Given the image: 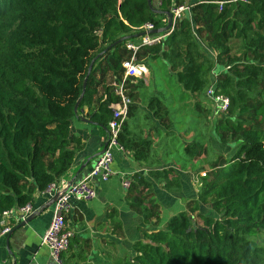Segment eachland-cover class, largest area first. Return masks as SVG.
I'll return each instance as SVG.
<instances>
[{
	"label": "trees",
	"instance_id": "1",
	"mask_svg": "<svg viewBox=\"0 0 264 264\" xmlns=\"http://www.w3.org/2000/svg\"><path fill=\"white\" fill-rule=\"evenodd\" d=\"M215 2L158 0L152 6L159 14H153L147 0H0V216L30 204L35 193L45 192L70 170L81 148L70 132V120L82 119L84 107L88 121L106 128L110 105L118 98L110 86L98 95L94 75L102 63L113 80L120 79L121 62L129 57L125 45L142 33L136 29L145 24L162 29L165 13L186 3L192 5L191 21H176L160 44L142 47L137 59L145 64L144 60L165 62L177 89L189 101L196 96L193 110L202 113L214 60L195 40L194 26L201 42L217 52L216 66L225 60L221 66L228 67L219 71L216 81L217 92L230 100L228 115L212 122L208 132L234 151L211 164L196 201L187 203L186 210L171 216L161 229L143 231L131 245L132 255L114 264H264V0L226 2L220 12ZM160 35L164 34L152 36ZM232 39L241 40V57H228ZM99 54L74 114L88 67ZM129 83L127 88L135 91L143 85ZM157 95L148 107L159 105L153 118L163 127L169 109ZM49 100L57 103L58 111L51 109ZM162 108L165 113L160 115ZM134 116L135 108L130 107L128 119ZM199 118L193 112L185 130L193 131ZM126 122L119 142L134 161L146 163L154 141L144 136V129L159 128L154 123L138 125L136 119ZM204 137L203 133L183 147L185 158L205 153ZM169 174L174 170L150 176H162L166 189H179L176 179L168 180ZM150 187L143 175L134 174L128 206L144 216L146 225L156 227L160 213L146 193ZM200 206H208L214 216L201 212Z\"/></svg>",
	"mask_w": 264,
	"mask_h": 264
},
{
	"label": "crops",
	"instance_id": "2",
	"mask_svg": "<svg viewBox=\"0 0 264 264\" xmlns=\"http://www.w3.org/2000/svg\"><path fill=\"white\" fill-rule=\"evenodd\" d=\"M157 5L158 0L155 6ZM138 42L139 39L133 43ZM133 84L134 82H131L130 85ZM97 92L98 95L101 94L99 88ZM133 93L138 94L137 90ZM134 105L136 102L132 100L131 107ZM87 113L88 108L84 107L79 117L87 120ZM82 119L70 120V132L81 141V148L76 151L70 170L55 183L57 193L62 190L60 186L62 182L75 183L88 175L97 158L96 155L102 151L106 142V131L96 125L83 122ZM153 130L154 128H150L144 131V136L147 135L154 141L151 158L146 163L134 161L130 153L114 152L111 166L114 175L107 182L96 179L91 181L96 191V198L88 202L75 200L70 202L71 211L64 223L66 229L73 234V238L68 250L62 256L65 264H114L116 260L131 256V245L141 239L143 231L153 232L161 229L171 216L185 211L187 203L197 200L201 188L197 189L193 179L194 176L206 173L204 170H207L203 169L204 166L197 168V164L207 160L211 165L217 159L221 161L228 158L234 151L232 147L220 145L213 139L214 141L209 142L212 152L208 149L209 144H204L205 153L199 158L188 160L184 157L183 147L193 140L191 134L190 141L180 144L182 153L179 158L182 162L175 164L174 161L168 160L163 150L155 148L158 141L155 142ZM180 130H178L179 136ZM207 150H209L208 154ZM174 151L178 153L179 150ZM89 159L91 160L88 162ZM81 167L83 169L78 173ZM168 168L175 172L173 175H168V180L172 178L177 180L179 183L177 190L166 189V181L162 180V176H150V173ZM208 170H211V167ZM134 174L143 175L151 185L146 193L151 195V199L159 208L160 223L156 227L153 224L146 225L144 216L133 212L128 206V190L123 189L122 183L131 182ZM203 180L204 178L200 179L202 184ZM53 193L47 191L35 193L30 205L34 213L40 212L30 223L13 232L9 238L8 234L0 235V264H53L47 249L41 245V238L52 218L53 204L48 208L44 207L52 199ZM200 211H209V214L214 216L208 206H200ZM15 226L13 225L11 230ZM7 238L8 243H6Z\"/></svg>",
	"mask_w": 264,
	"mask_h": 264
},
{
	"label": "built area",
	"instance_id": "3",
	"mask_svg": "<svg viewBox=\"0 0 264 264\" xmlns=\"http://www.w3.org/2000/svg\"><path fill=\"white\" fill-rule=\"evenodd\" d=\"M236 1L243 0H235L233 2ZM215 3L218 5V11L220 12L226 2L216 1ZM191 8L192 5H188L186 3L171 8V28L167 32L163 33L164 35L152 36L146 34L139 38V42L137 44L132 42L126 43L125 48L129 52V57L121 62L122 74L120 79L114 78L110 85L113 89L114 95L118 98V102L110 105L111 118L105 128L106 146L104 152L95 159V162L87 176L75 183H72L71 185H68V183L65 182L61 183L60 186L62 190L58 192V197L53 203V213L50 224L41 238V245L47 249L53 264H65L62 256L68 250L70 241L73 238V234L66 229L64 223L65 218L71 211L70 202L72 200L88 202L95 199L96 191L91 181L96 179L101 182H107L108 179L114 175L111 169L114 152H120L122 154L130 153L119 142L123 126L128 118L129 109L132 106V101L127 95V83L132 80L144 81L147 83L149 78V71L146 64L138 61L137 59L138 51L142 47H151L160 44L162 40L173 31L176 21L183 18H188L189 21H191ZM163 22L166 25L167 19H164ZM136 30L146 33L153 31V26L151 24H145ZM192 33L195 40L202 46L203 50L208 53V56H212L213 53L211 50L208 49L196 35L194 26ZM224 70H228V67H225ZM219 73L220 72L217 71L214 59V66L210 75L211 82L205 93L206 99L211 104L212 114L210 120L212 121L228 115L230 106L229 98L218 93L216 90V81ZM206 177V173H199L197 176H194L193 181L197 189L202 187L200 179ZM129 186V181L122 183V187L125 190H128ZM55 190V183L51 184L46 189L48 193L54 192L57 194ZM54 193L52 194L53 196L55 195ZM33 213L34 211L30 204L4 211L0 216V235L3 236L8 234L13 225H17L20 222L25 221Z\"/></svg>",
	"mask_w": 264,
	"mask_h": 264
},
{
	"label": "rangeland",
	"instance_id": "4",
	"mask_svg": "<svg viewBox=\"0 0 264 264\" xmlns=\"http://www.w3.org/2000/svg\"><path fill=\"white\" fill-rule=\"evenodd\" d=\"M156 2L157 0H152L151 4L155 6ZM228 47L230 50L228 56L229 58H238L242 56L241 40L232 39L229 42ZM211 52L213 53V55L209 57L212 60L216 59L217 52L213 50H211ZM144 62H146V66L149 71V78L147 80V83H145L144 81H137V80L131 81L134 82L133 85L138 84V82H142L143 85H141L138 88L137 90L138 94L133 93V91H135L133 88H130L127 91V94L133 95V98H130V100L131 101L135 100L136 102V105H134L135 116L130 119L127 118L128 122L130 123L132 120L136 119L138 125H142V126L144 124L151 126L154 123L156 127L159 128L156 130L154 129V133H153V136L155 137V142L158 141L155 144L156 146L155 148L161 151L163 150V152L166 153L168 160H171V162L174 161L175 164L182 162L181 158H179L180 157L179 155H181L182 153L180 151L181 150L180 144H182V142L186 143L190 141L192 136L196 138L204 133L205 137L201 139L204 144H209L208 149L212 152L211 145L209 142L210 140H213V138L210 135V132H208V129L209 127H211V123L217 121L218 119L214 121L210 120L212 114L210 102L208 100L202 101L201 106L202 109H204L202 113L199 111V109L193 110L194 101L198 99L196 98V96H193L189 101V96L184 95L183 93H181V91L177 89L176 82L174 80L175 77L173 76V74L170 73L168 69V65H166L165 62H163L160 59L150 62L148 60H144ZM224 62L225 60H222L221 65H223ZM221 65L218 63L217 71L223 70L224 67H222ZM106 67H107L106 62L102 63V65L94 75L96 82L98 84L97 88H99L100 92H102L105 87L110 86L111 83L113 82V76L108 71L105 72ZM131 82L129 83V85L131 84ZM75 93L72 96V98L75 96ZM182 94L184 96H181ZM155 95L159 96L158 98L160 99L162 105L168 107L169 109L167 114L168 121L166 122L165 120L163 122L164 125L163 127L160 126L158 121L153 118L154 113H156L157 109H159V105L154 104V106L151 109L148 107L151 98H153ZM49 105L52 110L58 111L56 102H54L53 100H49ZM193 112H198L200 118L198 120V124L195 127H193V129L191 128L193 131L188 132L187 130L184 129L183 125L187 123ZM159 113L160 115L162 113L164 114L165 109L162 108ZM166 124L169 125V128L165 127ZM174 124H176V126H173ZM203 124L205 126H203ZM148 127L145 129L146 130L150 129ZM176 129L178 130L181 129L180 136L178 134L179 131ZM191 134L192 136H190ZM175 149L179 150L178 151L179 154L176 151H174ZM209 150H207L206 152L207 154ZM155 154H158V152H155ZM223 155H227V154L223 153ZM208 162L209 161L205 160L197 164V168H201V166H204L205 168L203 169H207L204 170V172H206L207 174V177L204 179L208 178L210 172V170L208 169H210L211 165H209Z\"/></svg>",
	"mask_w": 264,
	"mask_h": 264
},
{
	"label": "water",
	"instance_id": "5",
	"mask_svg": "<svg viewBox=\"0 0 264 264\" xmlns=\"http://www.w3.org/2000/svg\"><path fill=\"white\" fill-rule=\"evenodd\" d=\"M190 1L199 2V1H201V0H190ZM210 1L232 2V1H235V0H210ZM147 6H148L149 10H150L153 14H159V11H158L157 9H155V8L152 6V4H151V0H147ZM165 16H166V19H167V24L165 25V27H163V28L160 29V30H153V31L146 32V33H144V32H143V33H140V34L138 35V37H142V36H144V35H146V34H147V35H159V34H163V33L167 32V31L171 28V24H172V15H171V13L169 12V13H165ZM124 39H125V38L120 39L119 41H117L116 44L121 43ZM111 47H112V46L108 47L104 52H106L107 50H109ZM100 55H101V54L97 55V56L91 61L90 65H89V67H88L86 77L84 78L83 83H82L81 94H80L79 98L77 99V101H76V103H75V105H74V109H73L74 114H77L78 106H79V104H80V102H81V100H82V98H83V96H84V94H85L87 78H88V76H89V74H90V72H91V69H92L93 63H94V61H95ZM82 121H83V122H86V123H89V124H92V125H96V124H94V123H92V122H90V121H88V120H85V119H82ZM96 126H98V125H96ZM98 127H100V126H98ZM103 130L106 131V129H104V128H103ZM105 146H106V144H104L102 151H101L98 155H96V157H98L99 155H101V154L104 152ZM90 160H91V159H89L88 162H89ZM82 169H83V168L81 167L80 170L78 171V173L81 172ZM78 173H77V174H78ZM72 182H73V181H72ZM72 182L68 183V185H71ZM57 197H58V193L55 194V195L52 197V199L47 203V205H46L44 208H48L49 206H51V205L55 202V200L57 199ZM34 216H35V213H33L32 215H30L25 221H22V222H20L19 224H17V225H16V226H15V227H14V228L8 233L7 237L9 238L10 235H11L13 232H15L16 230H18V229L24 227V226L27 225L28 223H30V222L32 221V219H33ZM8 238L6 239V243H8Z\"/></svg>",
	"mask_w": 264,
	"mask_h": 264
}]
</instances>
